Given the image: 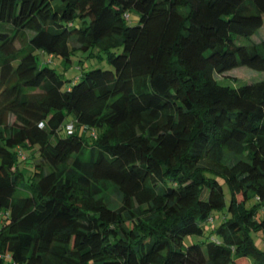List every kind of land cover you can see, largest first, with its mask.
<instances>
[{
  "label": "trees",
  "instance_id": "1",
  "mask_svg": "<svg viewBox=\"0 0 264 264\" xmlns=\"http://www.w3.org/2000/svg\"><path fill=\"white\" fill-rule=\"evenodd\" d=\"M263 24L264 0H0V264H264Z\"/></svg>",
  "mask_w": 264,
  "mask_h": 264
},
{
  "label": "rangeland",
  "instance_id": "2",
  "mask_svg": "<svg viewBox=\"0 0 264 264\" xmlns=\"http://www.w3.org/2000/svg\"><path fill=\"white\" fill-rule=\"evenodd\" d=\"M261 36L262 37L264 36V24L255 31V33L251 36V38L252 39H258ZM248 41H249V39H247V38H240V42H242V43H247ZM95 64L102 66V67L109 66V64L107 63V61L104 58H101L99 61H96ZM57 70L62 72L63 76L66 79L76 78L80 72V70L78 68H73L72 66L65 71H63L62 67H57ZM228 74H232V75L236 76L237 77L236 82H234L230 78H225L224 80H222V83L235 85V84H241V83H245V82L252 81V80H258V79L263 77L262 71L256 70V69L248 67V66H238V67L232 68L231 70L228 71ZM224 188H225V191L227 192L228 190H227L226 186H224ZM107 194L113 200H116L118 198L117 193L110 186L108 187ZM237 198L240 199V196L238 195ZM215 224H216V222L211 224V225L207 224V228L210 229ZM249 234H250L251 240L254 242V244L258 248L264 250V233L259 229H255V230L252 229V230H250Z\"/></svg>",
  "mask_w": 264,
  "mask_h": 264
},
{
  "label": "built area",
  "instance_id": "3",
  "mask_svg": "<svg viewBox=\"0 0 264 264\" xmlns=\"http://www.w3.org/2000/svg\"><path fill=\"white\" fill-rule=\"evenodd\" d=\"M66 130H67L68 132H71V131H72V123H68V124L66 125Z\"/></svg>",
  "mask_w": 264,
  "mask_h": 264
}]
</instances>
